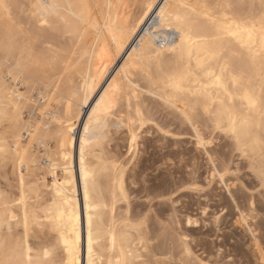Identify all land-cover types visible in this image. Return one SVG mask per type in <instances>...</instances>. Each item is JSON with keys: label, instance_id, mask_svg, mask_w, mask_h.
<instances>
[{"label": "bare ground", "instance_id": "6f19581e", "mask_svg": "<svg viewBox=\"0 0 264 264\" xmlns=\"http://www.w3.org/2000/svg\"><path fill=\"white\" fill-rule=\"evenodd\" d=\"M210 1H165L154 14L155 0H0V121L8 123L0 132V161L14 163L21 187L19 213L0 202V264H136L139 245L154 253L149 233L121 221L119 203L128 204L124 170L104 156L121 104L135 114L136 121L119 124L137 150L145 120L136 76L197 137L212 124L242 154L257 157L264 172V0H240L238 8ZM151 12L120 77L75 136L70 121H79ZM26 175L51 197L41 215L29 208ZM36 225L54 236H34Z\"/></svg>", "mask_w": 264, "mask_h": 264}, {"label": "rangeland", "instance_id": "374dc122", "mask_svg": "<svg viewBox=\"0 0 264 264\" xmlns=\"http://www.w3.org/2000/svg\"><path fill=\"white\" fill-rule=\"evenodd\" d=\"M155 1L154 14L165 1L170 4L178 2ZM236 1L230 0L234 8L239 7L236 4L240 0ZM210 2L216 4L215 0ZM153 13L108 70L93 102H90L92 105L84 109L79 121L74 118L70 121L76 122L75 136L82 133L96 99L112 79L120 77L126 58L142 30L152 21ZM157 37H161L160 34ZM6 80L4 86L8 87L10 81ZM135 82L141 89L139 101L145 120L144 127L138 132L137 150L130 147L129 129L119 124L121 120L127 123L136 121L135 114L121 104L111 116L104 152L110 164L124 170L128 204L119 203L117 213L121 221L149 233L152 239L154 253L139 245L137 254L141 258L134 260L135 263L264 264L260 252V248H264V183L257 169V157L242 154L234 141L212 124L199 129L200 137L204 138L202 141L194 129L180 119L177 111L148 92L155 91V88L138 76ZM28 111L23 114L25 121L29 117ZM1 122L0 132L8 126V123ZM23 137V142L27 143L29 138L27 135ZM11 162L0 161V202H6L17 214L21 187L18 172ZM24 179L29 208L41 215L40 211L48 207L51 197L45 188L38 186L37 178L26 175ZM47 182L51 185L52 179L48 178ZM32 234L40 239L54 236L47 227L37 225ZM161 249L165 250V255L158 254Z\"/></svg>", "mask_w": 264, "mask_h": 264}, {"label": "built area", "instance_id": "2783aa9c", "mask_svg": "<svg viewBox=\"0 0 264 264\" xmlns=\"http://www.w3.org/2000/svg\"><path fill=\"white\" fill-rule=\"evenodd\" d=\"M157 44L164 47L166 44V40L163 36H161L160 38L157 39Z\"/></svg>", "mask_w": 264, "mask_h": 264}, {"label": "snow or ice", "instance_id": "6c2138e0", "mask_svg": "<svg viewBox=\"0 0 264 264\" xmlns=\"http://www.w3.org/2000/svg\"><path fill=\"white\" fill-rule=\"evenodd\" d=\"M4 5L2 4V3H0V7H3ZM260 180H261V182L262 183H264V172H262L261 174H260Z\"/></svg>", "mask_w": 264, "mask_h": 264}]
</instances>
